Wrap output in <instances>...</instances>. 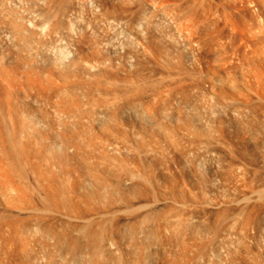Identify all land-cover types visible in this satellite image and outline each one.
I'll use <instances>...</instances> for the list:
<instances>
[{
  "label": "bare ground",
  "instance_id": "bare-ground-1",
  "mask_svg": "<svg viewBox=\"0 0 264 264\" xmlns=\"http://www.w3.org/2000/svg\"><path fill=\"white\" fill-rule=\"evenodd\" d=\"M186 1L0 0V264H201L213 242L225 240L228 231L235 241L232 248L225 245L227 251L220 247L226 251L220 253L223 264H264V0L218 1L222 16L219 3L205 0L219 4V16H214L224 21L219 25L214 19L213 27L230 44L224 41L228 49L221 45L226 38L214 29L220 44L213 37L217 46L213 48L212 39L208 49L219 48L218 56L223 54H216L219 59L214 61L209 53L214 65L204 59L203 67L197 57L199 51L204 57L205 35L212 26L200 19L206 20L215 7L202 16L200 11L208 6L199 1L202 17L195 15L209 31H201L202 37L197 33L203 50L193 52H199L195 57L187 48L196 31L192 41L193 26L190 36L180 24L189 15L191 2L186 6ZM182 2L186 13L179 8L175 10L181 14L169 13ZM170 3L173 8L166 13L162 9ZM136 14L142 22L135 23ZM157 25L168 33L173 43L165 41L172 46L163 45ZM154 27L156 34L161 31L163 44ZM117 31L123 39L113 35ZM220 47L228 51L220 52ZM156 57L166 66H159ZM117 59L124 64L113 73ZM241 67L248 71L241 72ZM194 90L203 96L199 99ZM113 120L134 138L119 131ZM145 154L156 155L159 164L164 157L161 165L169 163L173 169L202 163L204 173L197 169L202 176L221 180L216 182L224 202L218 206L208 199L220 208L214 225L200 216L205 217L209 203L200 210L201 219L200 208L193 206L199 224L193 225L195 214L186 212L185 205L196 204L194 194L180 202L185 211L167 208L169 200L167 209H158L159 201L151 207L148 202L150 208L142 212V199L151 201L142 194L155 182L150 161L141 158ZM185 167L183 171L190 168ZM142 172L152 174L146 179L150 185ZM215 208L207 216L216 214ZM161 251L165 255L158 257Z\"/></svg>",
  "mask_w": 264,
  "mask_h": 264
},
{
  "label": "rangeland",
  "instance_id": "rangeland-1",
  "mask_svg": "<svg viewBox=\"0 0 264 264\" xmlns=\"http://www.w3.org/2000/svg\"><path fill=\"white\" fill-rule=\"evenodd\" d=\"M193 1H194V0H190V1H188V2H191V5H190L189 7H187L188 9H186V10H188L187 14L189 13V15L187 16L186 14H184V16L186 15L187 17L185 16L186 18L184 17L185 19H183L182 22L180 21V22H181L180 24H181L182 26H184L182 23L185 24V26H186V28H185L186 31H187V30L189 31V29H190V31H189L190 33H188V31L186 32V33L189 34V35H190L191 32H192V31H191V27H192V26H193L194 29H195L197 26H198V29H200V31H199L197 28H196L197 30H194V29L192 28V30H193V33H192L193 36L190 35V36L192 37V38H191L192 41L195 39V35H196L197 33L201 34V37H202V32H201V31H204L203 35L205 34V32H207V30L209 31V29H208V28H209V25H208V26H205V27H202V26H204V25L198 24L200 21L198 22L197 17H199V16L196 17V15H200V13H199L198 11H200V10L203 8L204 3H206L207 1L204 0V1L202 2L201 0H198L197 3H196V2H195L196 0H195L194 2H195L196 4H195ZM199 1H201V2L203 3V5H202V3H200ZM208 1H209V2H207V3H210L211 0H208ZM218 1H219L221 4L224 5L225 2H226L225 4H228V3H230V1L232 2L233 0H229L228 3H227V0H224V3L221 2V0H215L216 3H219ZM186 2H187V1H186ZM188 2H187L186 4H184V5L187 6V5L189 4ZM198 2L201 4L202 7H200V8L197 7V5H199ZM212 2H213V0H212ZM215 2H214V3H215ZM193 3H194V5H195L196 7H194ZM207 3H206V4H207ZM216 3H215V4H216ZM220 3H219V4H220ZM175 4H180V3H175ZM175 4H174V9H171V8H170V7H172V5H173V3H172V4L170 3V4H169L170 6H168L169 8H168V7H166V8L163 7L162 10L164 11V9H165V10L167 11V9H168V10L171 9V10L169 11V13H170L172 10H173V13H174V11H176V10L179 8L178 11L181 10V12L183 11V13H186V10H185L186 7L183 6V2H182V7H176L177 5H175ZM206 4H205V5H206ZM212 4H213V3H212ZM215 4H213L214 6H213V5L211 6V4H209V5L207 4L206 6H208V7L205 8V10H203V9H204V8H203V9H202L203 11H202V10L200 11L201 14H202V16H204V15L206 14V12H207L206 9H208V8H210V7H215V9L217 10V9H218L217 6H218L219 4H218L217 6H215ZM221 4H220V5H221ZM149 6H150V7H157V6H154V5L151 4V3L149 4ZM178 6H181V4L178 5ZM206 6H204V7H206ZM175 7H176V8H175ZM193 7H194V8H193ZM218 7H219V6H218ZM221 7H222V5H221L220 8H219V9H220V12H219V13H221ZM172 8H173V7H172ZM181 8H184V9H181ZM195 8H197V9L199 8V9L197 10V9H195ZM175 9H176V10H175ZM211 9L213 10L214 8H211ZM211 9H210V10H211ZM215 9L213 10V11H214V14H212L213 11H210V10L208 9V10H209L208 12L210 13V15L208 14V15H209V17H208V15L206 14V17H208V18H206V20L204 19L205 21L203 20V17L200 15V18L202 17L200 20H202V22H206V23H204L205 25H206V24H211L210 27L212 26V28H211L212 30L215 29V28L213 27V25L215 24V23L213 24V20H214V19H215L216 23L219 22V25H220V23H223V21H224V20H223L222 22L220 21V20H222V18H221V16L223 15L222 13L220 14L221 16L218 18L219 21L216 20L215 16H219V15H218V14H219V13H218V10H219V9L217 10V12H216ZM184 10H185V11H184ZM192 10H193V11H192ZM194 10H195V11H194ZM178 11H176V12H178ZM196 11H197V12H196ZM204 11H206V12L203 13ZM176 12H175L174 14H178V13H180V12H178V13H176ZM193 12H194V13H193ZM208 12H207V13H208ZM166 13H168V11H167ZM190 13H192L193 15H195V14L197 13V14L195 15V17H196V21H193L195 18L193 19V18H192L193 16L191 17L192 14L190 15ZM180 14H181V13H180ZM215 14H216V15H215ZM138 15H142V14H138ZM178 15H179V14H178ZM211 15H212V16L215 15V16L212 18ZM135 16H136V17H135ZM135 16H134V17H135V18H134L135 23H137V22H142V21H143V18H141L140 21H139V17H137V14H136ZM143 16H144V15H143ZM143 16H142V17H143ZM180 16H182V18H183V15H180ZM189 16L191 17V19H189V20H191V21H189V22H191V23H190V24H191L190 27H188L190 24H189V22L187 21V20H188L187 18H188ZM210 17H211L212 19H211ZM8 18H9V17H8ZM180 18H181V17H180ZM182 18H181V19H182ZM220 18H221V19H220ZM223 18H224V17H223ZM5 19L7 20V17H5ZM5 19H4V20H5ZM137 19H138V21H137ZM198 19H199V18H198ZM207 19H208V20L211 19V20L209 21L210 23L207 21ZM10 20H11V18H10ZM10 20H8V21H10ZM141 20H142V21H141ZM184 21H185V22H184ZM215 21H214V22H215ZM186 22H187L188 24H187ZM193 22H195V23L193 24ZM202 22H200V23H202ZM211 22H212V23H211ZM196 23H197L198 25H197ZM186 24H187L188 26H187ZM217 24H218V23H217ZM195 25H197V26H195ZM200 25H201V27L204 28V29H201V28H200ZM194 26H195V27H194ZM158 27H160V26H158V25L156 26V28H157L158 31H159V28H158ZM187 27H188L189 29H188ZM206 27H208V28H206ZM156 28L154 27L153 34H156L155 32H158ZM161 28H162V27H160V30H161ZM155 29H156V31H155ZM205 29H206V30H205ZM211 29H210V30H211ZM212 30L209 31V32H212ZM215 30H216L218 33H217ZM215 30L213 31V33H211V34H214V33H215V34H214L215 36H213V35H211V34H208L209 32L206 33L207 35H205V36H206L205 38H208V40H204V44H205L206 46H207V45H208V46L210 45L211 47L214 46L213 48H215V45L217 46V44H220V41H219V38H218L219 36L216 37V35L219 34L220 32H219L217 29H215ZM161 31H162V32H161ZM161 31H160V32H161V34H162L163 31H164V29H162ZM194 31H196V34H195ZM198 31H199V32H198ZM160 32L157 33L158 36H156L158 39H159V38H160V39L162 38V37H161L162 35L159 37ZM200 32H201V33H200ZM116 33H117V34H116ZM216 33H217V34H216ZM115 34H116V35L119 34V35H118V39H119V40H121V38L123 39V37H124L123 32H120V31L118 32V31H117V32H115L113 35H115ZM157 34H156V35H157ZM163 34H164V33H163ZM166 34L168 35L167 32H166ZM166 34H164V36H163V37H164V41H165L166 39L169 40V38H170L169 35L167 36V37H168V38H167V37L165 36ZM194 34H195V35H194ZM199 34H197V37H196L197 40H196V39H195V40H196V41H199V40L201 39V40L203 41V38L199 37ZM220 34H221V33H220ZM220 34H219V35H220ZM121 35H122V36H121ZM210 35L212 36V38H210ZM222 35H223V34H221V36H222ZM119 36H120V37H119ZM207 36H209V37H207ZM221 36H220V39H221ZM193 37H194V39H193ZM213 37H214L215 40L218 38V40H216V43H217V44L215 43ZM224 37H225V36H224ZM115 38H116L115 40L118 41V39H117L116 36H115ZM165 38H166V39H165ZM222 38H223V36H222ZM225 38H226V37H225ZM225 38H223V39H225ZM160 39L158 40V42L163 41V40L160 41ZM162 39H163V38H162ZM209 39H210V40H209ZM212 39H213L214 42L211 41ZM171 40H172V39H170L169 41L171 42ZM195 40H194V41H195ZM201 40H200L199 43L202 42ZM169 41H168V45H170L171 43H173V41H172L171 43H170ZM192 41H191V42H192ZM194 41H193V45H195V47L192 45L193 47L190 46V48H187V49H188L187 51H189L188 53H190V55H191V53L194 54L193 52H197L199 49H201V48L203 47V43H201L202 46H200V44L198 43L199 46H200V47H199L198 44H195L196 41H195V42H194ZM205 41H207V42L209 41L210 44L205 43ZM221 41H222V40H221ZM224 41H225V45L228 43L227 38H226L225 40H223V42H221V45H223V46H225V45H224ZM211 42H212L214 45H213ZM161 43L163 44V42H161ZM161 43H159V44L161 45ZM164 43H165V44H163V45H164V46L166 45L167 48H168L167 42L165 41ZM169 43H170V44H169ZM229 44H230V42H229ZM229 44H228V45H229ZM212 45H213V46H212ZM228 45H226V46H228ZM166 46H165V47H166ZM170 46H172V45H170ZM170 46H169V47H170ZM197 46H198V47H197ZM208 46L205 47L206 49L204 48V50H205L206 52H208V53H206L205 51H204V52H205V54H207V55L210 53V55H212V57L208 55V56H207L208 58H207L206 55L204 54V57H206V58H204L203 56H201V55H203V53H202L203 51H199V52L201 53V55H200L199 52H198L199 54L197 53V54L199 55L197 58L199 59V62H201L200 64H199V63H198V64H199V65H202L201 67H203V62H205L204 59H207V60H206L207 62H209V61L211 60L209 63L206 62L208 65H214V64H212V63L215 61L214 57L216 58V57L219 55V54H218V52H219V48H216L215 50L213 49V51L211 50V51H212V52H211V51L208 49ZM219 46H220V45H219ZM219 46H218V47H219ZM226 46H225V47H226ZM191 47H192V49H191ZM225 47H223L224 49H222V47H220V50H221L220 52H227L228 50L224 51V50H225ZM228 47H229V46H228ZM228 47H226V48L228 49ZM194 48H196V49H194ZM193 49H194V50H193ZM207 49H208V51H207ZM210 49H212V48H210ZM217 49H218V51L216 52ZM190 50H192V52H190ZM201 50H203V48H202ZM213 52H214V53H213ZM215 52H216V53H215ZM186 53H187V52H186ZM188 53H187V54H188ZM211 53H213L215 56H213V54H211ZM197 54L195 53L193 56L196 57ZM216 54H217V56H216ZM220 54L222 55L223 53H220ZM221 55L218 56V57L220 58ZM200 56H201V59H200ZM202 57H203V58H202ZM210 57H211L212 59H214V61H213L212 59H210ZM218 57H217V58H218ZM158 58H159V59H158ZM219 58H218V59H219ZM161 59H163V58H161ZM218 59H216V61H217ZM114 60H116V59H114ZM118 60H119V59H117V61H118ZM157 60H158V61H157ZM163 60H164V59H163ZM163 60H162V63H161L160 57H156V61L158 62L157 64H159V66H162V65H163V67L166 66V64H164L165 61H163ZM208 60H209V61H208ZM120 61H121V60H120ZM120 61H118V62L114 61L115 63L113 62V64H116V66H118V67H117V69H115L116 67H114V65H112V67H114V68L112 69V72H113L114 70H118V69L120 68V67H119V64H121V63L123 62V61H122L121 63H119ZM117 64H118V65H117ZM122 64H124V63H122ZM198 64H197V66H198ZM236 64H237V65H240L241 63L238 61V63L236 62ZM244 65H245V64H243V65H241V66H244ZM121 67H122V65H121ZM201 67L198 66V68H200V69H197L198 71L195 70L196 73H197V72L199 73V71L201 70ZM237 67L239 68L240 66H237ZM244 68H247V69H248V67H247L246 65H245ZM195 69H196V67H195ZM242 69H243V68L241 67L240 70H242ZM247 69H245L246 71L243 69L241 72L245 73V72L248 71ZM238 70H239V69H238ZM113 73H115V71H114ZM196 73H195V74H196ZM198 73H197V75H198ZM195 74H194V75H195ZM192 76H193V75H192ZM195 77H196V76H193L192 78L194 79ZM197 77H198V76H197ZM192 78H191V80H193ZM194 80H195V79H194ZM194 80H193V81H194ZM193 81H192V82H193ZM118 83H119V82H118ZM119 84H121V83H119ZM111 87H112V86H111ZM112 89H113V88H112ZM194 91H195V90H194ZM194 91H193V92H194ZM197 91H199L200 94H201V92L203 93V91H200V90H197ZM199 92L197 93L198 96H197V94H196V91H195L194 93L196 94V97H198V98L200 99V96H203V95H200V96H199ZM194 93H193V94H194ZM195 94H194V95H195ZM111 95H113V92H112ZM147 95H148V91H147ZM149 95H150V94H149ZM114 96H115V95H113V97L110 96V98L112 99V98H114ZM201 99H202V98H201ZM112 100H113V99H112ZM113 122L116 123V125H117V123H119V122L116 121V120H115V121L113 120V121H112V124H113ZM199 122H200V121H199ZM201 122H203V121L201 120ZM198 124H199V123H198ZM200 124H201V125H200ZM200 124H199V127L201 126V127L203 128V124H202V123H200ZM114 125H115V124H114ZM116 125H115V126H116ZM117 126H118V125H117ZM120 126H122V125L119 124L118 128H119ZM122 127H123V126H122ZM116 128H117V127H116ZM118 128H117V129H118ZM120 128H121V127H120ZM120 128H119V129H120ZM119 129H118V130H119ZM122 130L124 131L125 134H126V133H128V134L130 133V131L128 132V130H126V129L124 130V129H122V128H121L119 131H122ZM128 136H129L131 139L134 138V137H132L131 133H130ZM153 146H154L153 144H152V145L150 144L151 149H153L154 147H156V145H155L154 147H153ZM150 147H149V148H150ZM157 147L159 148V146H157ZM160 148H161V147H160ZM160 148H159V149H160ZM151 149H150V150H151ZM154 149H157V148H154ZM150 150H149V151H150ZM149 151H148V152H149ZM160 151L162 152V148L160 149ZM131 152H133V151H131ZM150 152H151V151H150ZM150 152H149V153H146V154L150 155ZM161 152H160V155L162 154ZM164 152H165V151H163V155L166 157V154H165ZM133 153H134V152H133ZM133 153H132V154H133ZM152 153L155 154V151L152 152ZM152 153H151V154H152ZM157 153H159V150H158ZM146 154H145V156H142V155H141V158H144V159H142V160H145V161H146V159H145ZM157 155H159V154H157ZM160 155H159V156H160ZM157 157H158V156H157ZM122 158H124V157H122ZM122 158L120 157V159H122ZM146 158L148 159V161H150L151 164H150L148 161H146V162L152 166L151 169H152L153 172H154V173L152 172V174H154V177H153L154 180H153V181H155V182L152 181L153 183H151V186H148L149 188H151L150 191H154V193H153V192H150L149 189H146V188H145V186H146V185H145V182H144V183L141 182L142 180L144 181V176L146 177V178H145V181L147 182L146 179L149 178V177H152V176H150V175H152V174L150 173V174H148V176H146V175L144 174L145 172H142V174H140V175H143V174H144V176H142L143 179L140 178V179H142V180H141V181H140V179H138V180L141 182L140 186H142V185L144 186V185H145V186H144V189L147 190L144 194H142V195H143L142 197H145V196H146V198H150L151 201H149V199H148V200L145 199V200H146V203H145V200L142 199L143 204L140 202V203H141L140 205H143V206H144L145 204H148V202H149L148 206L151 207V206H153V204L155 205L156 202H157L156 204H158V201H159L161 205L158 204V206H157L158 209H160V208L162 209V207H163L162 210H164V207H165V209H167V208H170V207H174V206L177 207V206H178L177 208H180V210H183L184 208H181V206H180V205H181L180 202H182L183 197H185L186 199H189V200H190V199H192V198H190V197H191L193 194L196 195V196L198 195L197 197H195V196L193 195L194 198L192 199L196 204H193L192 207H190V206H191L190 204H188V206H187V204L185 205V206L188 208V209L186 210V212L191 213V214H193V215L195 214L194 217H191V220L194 221V222H193V225L195 226V224H196V225H199V224H197V222L195 221V220H196L195 216H196L197 213H192V212H191V211H192L191 209H193V210H194L195 208L197 209V205H198V209L200 208V209H199V212H198L197 210H195V211L198 212L197 216H199V213H202V212H201L202 209H203V208H205V209L207 208V203H209V204H208V208L205 210V212L208 214V211H207V210L210 209L211 207L213 208V210H212V208H211L210 211H214V208H215L214 205H215L216 202H217V203L219 202L218 204L216 203V205H218V206H220V205L224 202V201H222V200H224V199H222V198H223V197H222L223 194H222V192H221V189L218 187V186H220V185L217 186V182H218V181H219L218 184H221V183H222L221 180H220L219 178H216L217 180H213L214 182H213V181L211 182L210 180H207V177L202 176V174L204 173L203 171H204V169H205V167L203 166L202 163L199 164L198 162H195V163H194V162H192V163L190 162V164H189V165H190V166H189L190 168L188 167V163H189V162L184 163V164H183L184 166L182 167V169H184L185 165H187V167H185V169H186V168H189V169H187V171H193V170H195V171H194L195 173L191 174V173L187 172L186 170L183 171V170L181 169V167H176L175 169H173L174 167H171V168H170V167H169L170 164L166 162V160H167V159H166V160H165V164L167 163V164H166L167 166H168V164H169V166H168L169 169H168V170L171 169V170H170L171 173H172V171H173V174H174V175L171 174V175H173V177L171 178V175H170L169 171H168V170L165 171V169H167V166H162V165H164V163H162V160L164 161V159H165L164 157H161V158H164V159H161V158L159 157V159H160V164H159V162H158L159 160L157 161V158H156V155H155L156 162H158V163H157L158 165L156 164V162H154V161H155V160H154L155 158H153L152 155H151V157L148 156V157H146ZM166 158H167V157H166ZM124 159H125V158H124ZM124 159H122V160H124ZM151 159H152L153 161H152ZM122 160H121V162H122ZM125 160H128L129 162L127 161V162H128V163H127L126 161H124L125 163H124V162H122V163L127 164V165H128V164H129V165L132 164V163H130L131 161H130L129 159L126 158ZM152 162H154L155 165H154ZM197 163H198V164H197ZM161 164H162V165H161ZM193 164H195V165H194L195 167L192 166ZM127 165H125V167H124L125 170H127V169L130 168L129 165H128L129 168H127V167H126ZM132 165H133V164H132ZM132 165H131V168H132ZM160 165H161V166H160ZM200 165H201V167H200ZM155 166H158V168L155 167ZM197 166H198V167H197ZM133 167H134V165H133ZM154 167H155V169H153ZM163 167H165V168L162 169ZM192 167L195 168V169H193ZM126 168H127V169H126ZM134 168H135V167H134ZM134 168H133V169H134ZM156 168H157V169H156ZM159 168H160V170H164V176H162L163 173L161 174V172H163V171L160 172ZM198 168H200V171H202V172H201L202 174H200V172H198V170H199ZM216 168L219 169V166H218V167L216 166ZM216 168H215V169H216ZM177 169H178V172H177ZM180 169H181V170H180ZM192 169H193V170H192ZM197 169H198V170H197ZM201 169H202V170H201ZM217 169H216V170H217ZM131 170H132V169H130V171H131ZM156 170H157L158 173L156 172ZM174 170H176V171H174ZM196 170H197V171H196ZM128 171H129V170H128ZM167 172H168L169 174H165V173H167ZM156 173H157V175H156ZM178 173H182V174H180V175H181V176L183 175V177H181L180 175H178ZM184 173H185V175H184ZM189 174H190V175H189ZM155 175H156V176H155ZM168 175H169V176H168ZM191 175H192V176L195 175V176L197 177L196 179L194 178L195 181H194V179H193V182H192V180H191V178H192ZM199 175H200V177H199ZM174 176H176V177H174ZM190 176H191V177H190ZM140 177H141V176H140ZM155 177H156V179L159 177L157 180L160 179L164 184H163L162 182L159 181V182H158V185H157V184H156V181H157V180L155 179ZM164 177H166V178H164ZM169 177L172 179V181H171V179H170ZM184 177H185V180H183ZM201 177H202V179H200ZM167 178L170 179V180H167ZM176 178H178V179H176ZM180 178H181V179H180ZM203 178H204V179H203ZM150 179H152V178H150ZM174 179H175V180H174ZM189 179H190V180H189ZM199 179L202 180L201 182H203V184H201V182H200ZM205 179H206V180H205ZM138 180H137V183L139 184V181H138ZM198 180H199V181H198ZM203 180H204V181H203ZM173 181H174V183H173ZM190 181H191V182H190ZM196 181H198V182H196ZM205 181H206V182H205ZM216 181H217V182H216ZM148 182H150L149 179H148ZM148 182H147V184H148ZM177 182H178V183H177ZM204 182H205V183H204ZM208 182H210V183H208ZM215 182H216V183H215ZM220 182H221V183H220ZM135 183H136V182H135ZM137 183H136V184H137ZM159 183L162 184V185H160ZM165 183H166V184H165ZM197 183H199V184H197ZM214 183H215V184H214ZM154 184H155V185H154ZM176 184H177L178 186H177ZM196 184H197V185H196ZM200 184H201V186H200ZM210 184H212V187H211ZM148 185H150V184H148ZM156 185L158 186V188H156V187H157ZM159 185L162 186V187L160 188ZM164 185H165V186H164ZM202 185H203V186H202ZM206 185H207V186H206ZM209 185H210V186H209ZM138 186H139V185H138ZM143 186H142V188H141V187H140V188L143 189ZM153 186L155 187V189H154ZM174 186H175V187H174ZM163 187H164V188H163ZM196 187H197V188H196ZM201 187H202V188H201ZM205 187H206V189H205ZM215 187H217V188L215 189ZM152 188H153V189H152ZM162 188H163L162 191L159 190V189H162ZM165 188H166V189H165ZM176 188H177V189H176ZM198 188H199V190H198ZM157 189H158V190H157ZM164 189H165V190H164ZM214 189L216 190V191H215V197H216V198L214 197ZM218 189H220V190H219L220 192L217 191ZM173 190H174V191H173ZM207 190H208V191H207ZM209 190H210V191H209ZM158 191H159V193H158ZM160 191H161V192L164 191V192H163V193H160ZM201 191H203L204 193H202ZM205 191H206V195H207V196H205ZM155 192H156L157 195L155 194ZM168 192H173V194H172V193H168ZM189 192H190V195L188 194ZM217 192H218L219 194H218ZM186 193H187V194H186ZM200 193H201V194H200ZM212 193H213V194H212ZM146 194H147V195H146ZM149 194H150V195H149ZM158 194H159V195H158ZM160 194H161V196H160ZM203 194H204V195H203ZM208 194H209V196H208ZM211 194H212V195H211ZM169 195H171V196H169ZM183 195H184V196H183ZM218 195H219V197H218ZM221 195H222V196H221ZM150 196H151V197H150ZM165 196H167V197H165ZM203 196L206 197V199H205L206 202L204 201V198H205V197L203 198ZM142 197H141V198H142ZM168 197H169V198H168ZM207 197H208V198H207ZM210 197H212L213 201L215 200V201H214L215 203H214L213 205H212V202H213V201H212V202L209 201V200L211 199ZM213 197H214V198H213ZM151 198H152V199H151ZM164 198H166V201H165ZM195 198H196V199H195ZM197 198H198L199 202H196V201H198ZM201 198H203V199H201ZM218 198H219V199H218ZM220 198H221V199H220ZM153 199H154V200H153ZM176 199H177V200H176ZM186 199H184V200H186ZM208 199H209V200H208ZM217 199H218V201H217ZM169 200H170V201H169ZM174 200H176V202H178L179 204H177ZM178 200H179V201H178ZM168 201L170 202L171 205H172L173 202H174V204H173L172 206H170V204H169ZM201 201L203 202L202 204H200ZM207 201H208V202H207ZM153 202H155V203H153ZM161 202H162V203H161ZM165 202H166V203L168 202V206H167V208H166V206H165V205H167ZM204 202H205L206 204H205ZM152 203H153V204H152ZM198 203H199V204H198ZM210 203H211V204H210ZM164 204H165V205H164ZM175 204H176V205H175ZM159 205H160L161 207H159ZM199 205H202V208H201V206L199 207ZM148 206L145 205L146 208H147ZM179 206H180V207H179ZM185 206H183V207H185ZM193 206H194L195 208H193ZM205 206H206V207H205ZM145 207H142V206H141V208H144V209H143L144 211H142V212H145V211H147V210L150 208V207H149V208H147V209L145 210ZM186 207H185V209H186ZM189 208H190V209H189ZM185 209H184L183 211H185ZM215 209H216L215 211H218L217 208H215ZM218 209H219V211H220V208H218ZM141 210H142V209H141ZM162 210H161V211H162ZM200 210H201V211H200ZM195 211H194V212H195ZM203 211H204V210H203ZM219 211L216 212V214L214 213V215H213V213L209 212V214H210L209 216H210L211 218H209V216H207V214L204 215L205 217H203L202 214H200V216L202 217L203 221H206L207 224L210 223L209 226H212V225L215 224V221H216V219H217V218L215 219L214 217H215V216H216V217L218 216L217 213H219ZM193 215H192V216H193ZM200 216H199L198 218L201 219ZM213 216H214V217H213ZM207 217H208V219H207ZM212 217H213V218H212ZM204 218H206V220H205ZM191 220H190V221H191ZM198 220H199V219H197V221H198ZM207 220H209V223H208ZM214 220H215V221H214ZM192 221H191V223H192ZM200 221H201V220H200ZM200 221H198V222H200ZM195 222H196V223H195ZM204 223H205V222H204ZM191 225H192V224H191ZM193 225H192V226H193ZM195 228H198V227L195 226ZM230 232H231V231H228V232H226L225 235H223V236H224L223 238H224V239L226 238V239H225L226 242H223V241H225V240H222V238H221V241H220V240H215V241L213 242V244H214V243L217 241V242H216V244L218 243L217 246L220 245L219 248L217 247L218 249L214 247L215 244H214V245L212 244L213 247L211 246V249L214 248V249H212L213 252L216 250V251H217L216 253L219 254V255L216 254V256H213L214 253H213V252L211 253L212 250H211V251L209 250V253H207V254H208L209 256H211V257H209V256L207 255L208 258L204 259L205 262H206L207 260H209V262L211 261L209 264H211V263H212V264H216V263H218V264L222 263V264H223V261H222V258H223V257H222V256L220 257V253L222 252V253L224 254V253L227 251V249H230V248L234 247V245H233V242L235 241V237H234V235H233L234 233H231V234H230ZM227 233H229V234H227ZM197 235H198V234H197ZM230 235H232L234 238H233V237H230ZM226 244H230V246H229L230 248H227V246L225 247ZM232 245H233V246H232ZM220 247H221L222 249H223V248H226V249H225L226 251L223 252V250H222ZM159 249H160V248H157V250H159ZM164 249H166V248H164ZM167 249H168V248H167ZM233 249H234V248H233ZM233 249H231V250H233ZM255 249H257V247H255ZM169 250H170V249H168L167 251H169ZM218 250H219V251H218ZM220 250H221V251H220ZM159 251H160V250H159ZM163 251L166 252V250H163ZM161 252H162V251H161ZM161 252H160V254L157 253V254H158V257H161L162 254L165 255V253H163V252L161 253ZM168 253H169V252L166 253V257L170 258V257H169L170 254H168ZM210 254H211V255H210ZM217 257H218V258H217ZM163 258H164L165 260H167V258H165L164 256H163ZM163 258H162V259H163ZM216 259H217V260H216ZM204 260L202 261L203 263H204ZM202 262H201V264H203ZM207 263H208V262H207ZM207 263H205V264H207ZM153 264H154V263H153ZM158 264H161V263L158 262Z\"/></svg>",
  "mask_w": 264,
  "mask_h": 264
}]
</instances>
